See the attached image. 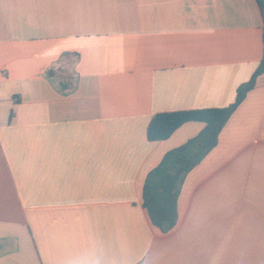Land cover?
I'll use <instances>...</instances> for the list:
<instances>
[{
  "label": "crops",
  "instance_id": "0c3cea01",
  "mask_svg": "<svg viewBox=\"0 0 264 264\" xmlns=\"http://www.w3.org/2000/svg\"><path fill=\"white\" fill-rule=\"evenodd\" d=\"M256 0H0V264H264V74L178 189L150 174L234 103L264 54Z\"/></svg>",
  "mask_w": 264,
  "mask_h": 264
},
{
  "label": "trees",
  "instance_id": "16d2710c",
  "mask_svg": "<svg viewBox=\"0 0 264 264\" xmlns=\"http://www.w3.org/2000/svg\"><path fill=\"white\" fill-rule=\"evenodd\" d=\"M256 2L264 21V0H256ZM262 74H264V54L258 69L249 82L238 88L236 99L230 106L200 111L161 113L151 120L148 127L150 141L167 140L186 123L205 124L204 130L196 138L167 153L145 184L144 207L152 224L163 233L171 232L178 224V189L182 180L217 146L222 129L247 94L255 87L257 78Z\"/></svg>",
  "mask_w": 264,
  "mask_h": 264
}]
</instances>
